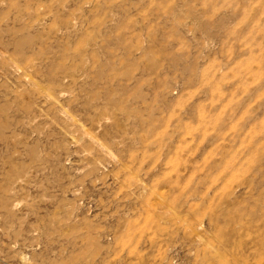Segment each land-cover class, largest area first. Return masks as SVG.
<instances>
[{"label": "rangeland", "instance_id": "rangeland-1", "mask_svg": "<svg viewBox=\"0 0 264 264\" xmlns=\"http://www.w3.org/2000/svg\"><path fill=\"white\" fill-rule=\"evenodd\" d=\"M0 264H264V0H0Z\"/></svg>", "mask_w": 264, "mask_h": 264}]
</instances>
